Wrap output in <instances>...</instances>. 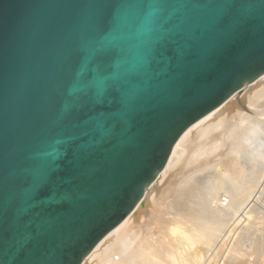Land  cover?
I'll list each match as a JSON object with an SVG mask.
<instances>
[{
  "label": "water",
  "instance_id": "obj_1",
  "mask_svg": "<svg viewBox=\"0 0 264 264\" xmlns=\"http://www.w3.org/2000/svg\"><path fill=\"white\" fill-rule=\"evenodd\" d=\"M262 75L264 0H0V264H82Z\"/></svg>",
  "mask_w": 264,
  "mask_h": 264
},
{
  "label": "bare ground",
  "instance_id": "obj_2",
  "mask_svg": "<svg viewBox=\"0 0 264 264\" xmlns=\"http://www.w3.org/2000/svg\"><path fill=\"white\" fill-rule=\"evenodd\" d=\"M243 90L241 99L232 95L184 132L135 207L136 216L128 215L82 264H204L203 250L219 246L253 198L251 182L259 184L249 180L244 159L264 134V75ZM241 230L254 239L250 251L263 260L264 232L253 236V226ZM243 238L235 241L227 264L244 256Z\"/></svg>",
  "mask_w": 264,
  "mask_h": 264
},
{
  "label": "rangeland",
  "instance_id": "obj_3",
  "mask_svg": "<svg viewBox=\"0 0 264 264\" xmlns=\"http://www.w3.org/2000/svg\"><path fill=\"white\" fill-rule=\"evenodd\" d=\"M243 95H244V90L238 92V95L237 96L241 99L243 97ZM251 150H252V152L250 153L251 154L250 157L252 156L251 158L256 163H252V160L249 157V158H246L249 161H247V160L244 159V164H245V161H246V163L247 164L249 163V166H250V168H248L246 166V164H245V167H247L246 168L247 176L249 174V176H248L249 180L252 177H253L252 178L253 180L256 178V181L259 184L254 185L251 181L248 180L249 183L251 182V184L253 186H255V191H254V187H253L252 195L249 196L250 198L251 197H253V198L252 199H249L248 198L249 201L246 202L247 206H245L246 204L244 205L246 208L244 207V209H241V212L237 216L238 217L237 218V222H235L234 224L232 223V225L229 228L228 234L221 241V243L219 244V246L217 248H214V250H206V249L203 250L202 253L204 255V264H227L228 263V257L227 256L229 255L231 249L234 247L235 241H237V244H238L239 240L241 238H243V236L246 239L243 238L244 240H242V242L240 243V246H241V252H242V254L244 256L243 257L239 256V258H237V261L235 262V264H244V263L245 264H264V258H263V260L260 261L258 255H257L259 253H253V252H251V251H253V248H252L253 244H251V243H253L254 239H252V238L250 239V237L248 238V235H246V237H245V234L241 233L242 232L241 229H243V231H244V229L247 226H253V230L255 231V232L253 230L251 231V232H254L253 233V236H255V235L257 236V234H259V236H260V234L261 233L263 234V232H264V230H263L264 229L263 228L264 227V222H263L264 221V134L262 135V138H260L258 141H256L254 143V145L251 147ZM257 163H258V165H257ZM254 164L257 165V168H256V165H254ZM252 165H254L253 168L251 167ZM247 169H249V171ZM252 170H254V171H252ZM256 181H253V182L255 183ZM250 206H253L252 207L253 209ZM250 209H252L254 211H252ZM253 215H255V216H253ZM260 215H262L263 217L260 216ZM257 216H258V218H257ZM252 221H253V224H252ZM261 222H262L263 225L261 224ZM244 226H245V228H243ZM259 228H261V229H259ZM256 231H257V233H256ZM258 232H260V233H258ZM248 239H250V240H248ZM263 239H264V237H263ZM251 240H253V241L251 242ZM260 254H264V253H260ZM254 259L256 261L257 260L258 261L256 262Z\"/></svg>",
  "mask_w": 264,
  "mask_h": 264
}]
</instances>
